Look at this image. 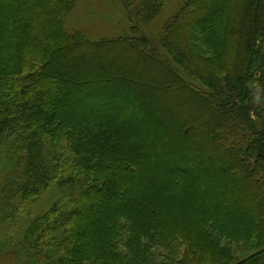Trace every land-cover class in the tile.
Returning <instances> with one entry per match:
<instances>
[{"label": "trees", "instance_id": "1", "mask_svg": "<svg viewBox=\"0 0 264 264\" xmlns=\"http://www.w3.org/2000/svg\"><path fill=\"white\" fill-rule=\"evenodd\" d=\"M80 1L0 0V224L62 197L16 247L38 264H264V0H183L165 56L144 31L166 0H121L129 34L100 41L69 28Z\"/></svg>", "mask_w": 264, "mask_h": 264}, {"label": "rangeland", "instance_id": "2", "mask_svg": "<svg viewBox=\"0 0 264 264\" xmlns=\"http://www.w3.org/2000/svg\"><path fill=\"white\" fill-rule=\"evenodd\" d=\"M182 3L183 0H166L162 12L144 31L145 37L162 56H165V52L160 45L162 31L167 22L174 18ZM68 26L70 29L81 31L86 38L92 41L117 39L129 34L130 31L127 9L123 6L121 0H82L75 6L73 13L70 15ZM173 68L183 79L195 85V82L190 80L187 73L176 67ZM177 115H180L179 111L170 114L169 117L173 119ZM132 116L135 127L139 125L138 121L144 119L143 114L133 113ZM156 117H160L159 113H156ZM161 134L159 133V136ZM162 144H164L163 140L160 139L157 146H162ZM165 178L167 177L162 176L161 180ZM207 183L208 181H206ZM239 194L236 193L235 197L240 198ZM219 196L222 202H226L225 200L229 199L230 193L227 194L226 191H221ZM60 200H62V197L59 191L52 188L42 193L35 200L20 206L16 212L11 213L8 222L0 224V264H38L20 248L16 247L18 239L24 234L35 217L46 212L50 206ZM160 261L158 260V262Z\"/></svg>", "mask_w": 264, "mask_h": 264}]
</instances>
